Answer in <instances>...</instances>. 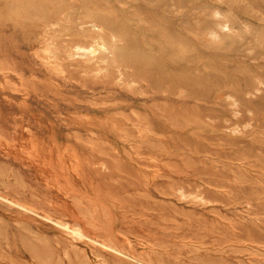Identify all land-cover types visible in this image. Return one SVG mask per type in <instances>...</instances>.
I'll use <instances>...</instances> for the list:
<instances>
[{
	"label": "rangeland",
	"instance_id": "374dc122",
	"mask_svg": "<svg viewBox=\"0 0 264 264\" xmlns=\"http://www.w3.org/2000/svg\"><path fill=\"white\" fill-rule=\"evenodd\" d=\"M0 264H264V0H0Z\"/></svg>",
	"mask_w": 264,
	"mask_h": 264
},
{
	"label": "bare ground",
	"instance_id": "6f19581e",
	"mask_svg": "<svg viewBox=\"0 0 264 264\" xmlns=\"http://www.w3.org/2000/svg\"><path fill=\"white\" fill-rule=\"evenodd\" d=\"M64 17V16H63ZM62 18V17H61ZM95 27L97 26L96 24L94 25ZM101 30H102V28H100ZM103 32V31H102ZM113 37V36H112ZM115 37H113V39H114ZM112 39V38H111ZM113 39H112V41H113ZM116 39V38H115ZM96 40V39H95ZM115 41V40H114ZM113 41V42H114ZM117 44H118V42H117ZM99 46H106V48H105V50H109V45H108V43H107V41H105V40H103V42H102V44L101 43H99L98 44ZM111 46H113V45H111ZM92 49H96L97 48V46L94 44V45H92V46H90ZM105 50H102V51H105ZM111 51V50H110ZM114 51V50H113ZM91 53H93L94 54V51H92ZM112 54V53H111ZM115 54V53H114ZM107 59H109V58H107ZM106 61V60H105ZM111 61V60H110ZM2 197V196H1ZM39 215V214H38ZM59 222V221H58ZM64 226V225H63ZM74 231V230H73Z\"/></svg>",
	"mask_w": 264,
	"mask_h": 264
}]
</instances>
